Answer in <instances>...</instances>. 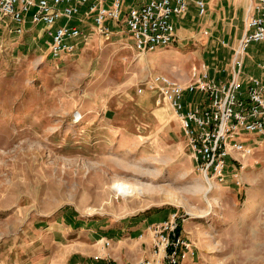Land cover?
I'll return each instance as SVG.
<instances>
[{
  "label": "rangeland",
  "instance_id": "rangeland-1",
  "mask_svg": "<svg viewBox=\"0 0 264 264\" xmlns=\"http://www.w3.org/2000/svg\"><path fill=\"white\" fill-rule=\"evenodd\" d=\"M34 12L22 34L0 25V264H92L110 248L120 261L141 260L149 251L132 241L137 228L175 213L194 244L185 264H264V136H246L254 154L243 169L229 161L227 184L209 183L175 111L139 92L153 75L186 80L203 68L218 31L199 16L184 41L141 54L125 26L107 22V37L85 19L87 40L55 60ZM221 36L234 49L216 66H227L238 43ZM263 57L251 45L247 69L260 76ZM116 181L158 192L124 200Z\"/></svg>",
  "mask_w": 264,
  "mask_h": 264
},
{
  "label": "built area",
  "instance_id": "built-area-1",
  "mask_svg": "<svg viewBox=\"0 0 264 264\" xmlns=\"http://www.w3.org/2000/svg\"><path fill=\"white\" fill-rule=\"evenodd\" d=\"M126 0H0V25L8 20L17 34L25 31L27 16L34 26L42 25L47 37L49 55L55 60L74 54L87 40L83 30L85 19L93 29L109 37L107 22L125 26L141 54L155 53L176 40L174 17L187 14L194 0H149L141 6L126 8ZM200 15L206 4L195 2ZM78 24L71 25L73 19ZM66 19L65 24L61 21ZM8 23V24H9ZM113 26V27H114ZM264 47V0H251L245 31L234 50L232 73L226 82L210 78L208 69H195L186 84L159 74L142 83L139 92L150 91L157 96V104H168L178 116L187 140V147L197 169L209 183L225 185L230 178V162L245 168L243 161L254 154L245 140L249 134L264 136V61L263 72L257 76L247 72L245 58L251 45ZM187 95H198L199 102L188 106ZM237 181L238 175L232 174ZM239 185L240 182L237 181ZM184 220L177 213L165 221L151 225L149 255L134 264H185L195 255L193 242L181 232ZM111 246L110 241H106ZM92 264L111 263L109 256L99 255Z\"/></svg>",
  "mask_w": 264,
  "mask_h": 264
},
{
  "label": "crops",
  "instance_id": "crops-1",
  "mask_svg": "<svg viewBox=\"0 0 264 264\" xmlns=\"http://www.w3.org/2000/svg\"><path fill=\"white\" fill-rule=\"evenodd\" d=\"M148 1L149 0H126L125 6L126 8L131 7V6H141L147 3ZM196 1L197 0H194V2L190 4L187 14H185L184 16H180V17H174L173 21L176 27V40L174 43L176 44L179 41H184L185 38H188L185 34H187V32L192 31L190 27L192 28L193 26L192 24L193 20L196 17L200 16L202 18V22L200 25L205 26L206 28H212V30L215 29L216 31H218V33L215 34V38L211 39L209 42L211 45V49H212L211 54H213L212 60L209 59V62H204L203 65L206 66V68L208 69L210 78L215 79L217 81L226 82L230 79L231 73L233 71L231 59H229V63L227 64V66H224V65L216 66V64L217 62H220L221 59H223L222 61L223 63L224 61H226V59H228L227 57L229 55H233L234 47L231 46L230 44L227 47H225L226 46L225 41L223 42L219 38L223 37L221 36L222 34H226L225 38H229L231 43H233V45L239 42V40L242 38L244 31H245V22H246L248 10L251 4V0H202L206 4L205 15L199 14V10L195 4ZM240 17L241 18L243 17L242 20L244 21V25L242 28L238 27L237 30H234L233 27L231 26L229 27V25L231 24L233 25L239 22ZM263 61H264V57L262 61L259 60L257 62H259V64H262ZM196 69L198 70L199 73L203 72V68L201 67L200 69L198 68ZM194 71L195 70H193L190 73V75L187 77L186 80L177 79L175 77H171V78L175 79L176 81L180 83L186 84L192 80V75ZM259 71H260L259 75L262 76L263 72L261 71L260 68H259ZM247 72L251 73L248 69H247ZM222 75H225V78H220L222 77ZM196 99H197L196 95L195 96L187 95L185 98V102L187 103L188 106H192L193 104H195ZM156 223L158 222L156 221V222H151L148 224L145 223L142 226H139L137 228L138 237H136V239L131 238L133 242L137 241V244L140 245L141 249H144L145 247L146 251L150 250V246L152 244V236L148 232V228L151 225L156 224ZM110 249L107 251L108 254H102V255L109 256L110 259H113V260H110L111 263H114V264H134L140 258L139 257L136 260L126 263L124 261H120L119 257H116L117 255H115L114 250L110 251ZM104 263H106V261H101L99 264H104Z\"/></svg>",
  "mask_w": 264,
  "mask_h": 264
},
{
  "label": "bare ground",
  "instance_id": "bare-ground-1",
  "mask_svg": "<svg viewBox=\"0 0 264 264\" xmlns=\"http://www.w3.org/2000/svg\"><path fill=\"white\" fill-rule=\"evenodd\" d=\"M76 119L75 123H79L83 120V116L74 117ZM112 191L115 193L117 198H122L124 200L140 198L144 194L154 195L158 192L155 188H150L148 185L144 186L139 183L127 182V181H116L112 184Z\"/></svg>",
  "mask_w": 264,
  "mask_h": 264
}]
</instances>
